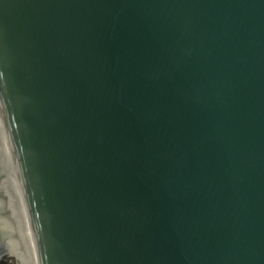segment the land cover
<instances>
[{
    "label": "water",
    "instance_id": "water-1",
    "mask_svg": "<svg viewBox=\"0 0 264 264\" xmlns=\"http://www.w3.org/2000/svg\"><path fill=\"white\" fill-rule=\"evenodd\" d=\"M0 117L39 264H264V0H0Z\"/></svg>",
    "mask_w": 264,
    "mask_h": 264
},
{
    "label": "bare ground",
    "instance_id": "bare-ground-1",
    "mask_svg": "<svg viewBox=\"0 0 264 264\" xmlns=\"http://www.w3.org/2000/svg\"><path fill=\"white\" fill-rule=\"evenodd\" d=\"M0 231L17 264H39L24 196L0 117Z\"/></svg>",
    "mask_w": 264,
    "mask_h": 264
},
{
    "label": "rangeland",
    "instance_id": "rangeland-1",
    "mask_svg": "<svg viewBox=\"0 0 264 264\" xmlns=\"http://www.w3.org/2000/svg\"><path fill=\"white\" fill-rule=\"evenodd\" d=\"M7 264H17V261L10 254H8Z\"/></svg>",
    "mask_w": 264,
    "mask_h": 264
},
{
    "label": "flooded vegetation",
    "instance_id": "flooded-vegetation-1",
    "mask_svg": "<svg viewBox=\"0 0 264 264\" xmlns=\"http://www.w3.org/2000/svg\"><path fill=\"white\" fill-rule=\"evenodd\" d=\"M6 256H3V257L0 258V264H7V257Z\"/></svg>",
    "mask_w": 264,
    "mask_h": 264
}]
</instances>
